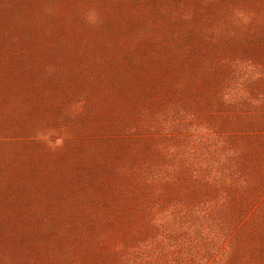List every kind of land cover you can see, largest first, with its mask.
Wrapping results in <instances>:
<instances>
[{
	"label": "rangeland",
	"instance_id": "rangeland-1",
	"mask_svg": "<svg viewBox=\"0 0 264 264\" xmlns=\"http://www.w3.org/2000/svg\"><path fill=\"white\" fill-rule=\"evenodd\" d=\"M10 219L27 264H264V0H0Z\"/></svg>",
	"mask_w": 264,
	"mask_h": 264
},
{
	"label": "trees",
	"instance_id": "trees-1",
	"mask_svg": "<svg viewBox=\"0 0 264 264\" xmlns=\"http://www.w3.org/2000/svg\"><path fill=\"white\" fill-rule=\"evenodd\" d=\"M42 232L37 223L0 220V264H27L30 251L43 240Z\"/></svg>",
	"mask_w": 264,
	"mask_h": 264
}]
</instances>
